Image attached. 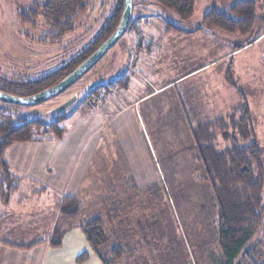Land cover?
I'll list each match as a JSON object with an SVG mask.
<instances>
[{"label": "rangeland", "instance_id": "1", "mask_svg": "<svg viewBox=\"0 0 264 264\" xmlns=\"http://www.w3.org/2000/svg\"><path fill=\"white\" fill-rule=\"evenodd\" d=\"M43 1L0 0V79L31 80L76 58L119 13L121 3L86 0L87 8L73 20V30L55 38L56 31L41 16L31 19L34 24L20 17L30 16L28 10ZM237 1L240 0H195L193 16L181 19L152 0H132L131 23L125 33L71 87L34 106L0 101V109L21 117H41L49 122L58 113L67 116L62 122V140L51 144L54 148L48 151L53 158H64L56 165L54 175L60 179L59 172L63 179L72 163L76 165L74 158L86 153L91 156L89 162L80 160L81 165L75 169L72 190L83 187L73 192L82 208L74 219H68V229L82 232L79 224L83 218L101 214L109 240L105 249L119 244L126 251L115 264L224 262L219 247L218 207L201 166L194 160L189 126L236 111L244 95L264 162L262 81L247 82L255 86L252 92L247 88L249 84H242L245 75L253 71L264 77L263 58L258 56L264 42L228 60L221 72L211 65L207 72L167 83L199 62L225 52L224 47L216 48L217 43L229 48L236 39L237 44H242L253 40L264 28V0H254L256 19L250 34L196 29L213 5L228 12ZM242 60H249L252 69L247 70L244 62L238 64ZM92 83L98 85L96 89H87ZM219 83L227 92L222 97L237 100L235 107L226 106L214 94ZM189 93L190 105L186 101ZM73 95L77 96L73 104L61 112H52ZM198 95L207 101L205 111L199 114L195 106ZM218 143L225 144L222 136ZM19 182L20 188L12 192L9 203L3 204L0 198V240H42L51 234L55 222L65 217L58 208L64 197L30 188L26 181ZM37 201L50 203L51 208L41 209L43 203L38 206ZM113 207L119 209V214L109 224L104 212ZM262 224L244 248L254 250L248 260L264 262V212Z\"/></svg>", "mask_w": 264, "mask_h": 264}, {"label": "trees", "instance_id": "2", "mask_svg": "<svg viewBox=\"0 0 264 264\" xmlns=\"http://www.w3.org/2000/svg\"><path fill=\"white\" fill-rule=\"evenodd\" d=\"M152 1L161 8L173 11L181 19H190L194 14L195 0ZM86 8V0H44L42 3H35L28 10L30 16L20 14V17L23 22L31 23L32 18L41 16L56 31L53 37L57 38L73 30V20L85 12ZM122 8L123 0L118 6L119 13L107 22L99 36L76 58L31 80L14 82L2 78L0 90L28 96L56 83L110 36L119 23ZM255 19L254 0H240L233 3L228 12L219 11L213 5L203 15L201 25L196 29L217 28L228 33L247 35L253 31ZM66 118L67 116L58 113L51 121L46 122L41 117H21L0 109V198L3 204L9 203L12 192L20 188L19 181L22 180L13 173L5 160L7 148L17 142L45 140L44 137L48 134H53L56 140L61 139L65 133L62 122ZM189 132L195 149L194 160L201 166L205 177L203 179L209 184L218 207L219 247L224 258L222 264H264L256 258L248 260L254 250L244 249L251 236L263 227L264 212V162L244 95H241V105L236 111L214 119H203L193 126L190 125ZM221 136L224 145L218 143ZM38 190L45 191L43 187ZM58 208L65 217L55 222L48 237L30 243L8 240L1 242L20 249L32 248L41 242H48L53 248L59 247L65 231L69 228L68 219L72 220L78 215L82 204L77 197L66 196ZM104 214L111 224L119 214V209H106ZM79 225L102 264H115L126 252L119 244L109 250L105 249L109 240L104 230L106 221L101 214L94 213L93 216L85 217ZM87 256L82 252L76 261L83 262Z\"/></svg>", "mask_w": 264, "mask_h": 264}, {"label": "crops", "instance_id": "3", "mask_svg": "<svg viewBox=\"0 0 264 264\" xmlns=\"http://www.w3.org/2000/svg\"><path fill=\"white\" fill-rule=\"evenodd\" d=\"M228 38V37H227ZM232 40V37H231ZM236 40V39H235ZM233 41L231 47L226 48V46L222 45V43H217L216 48H225V52H220L217 56L212 58V60H203L199 62L198 64L188 68L178 76H176L174 79H172L170 82L167 83L171 84L179 79L192 74H200L203 72H207V70L213 66H217L216 70L220 71L225 69H221L224 66V63L227 64L228 60H233L235 57L243 54L244 52H247L251 48H254V46L260 45L262 42H264V28L258 32V34L253 38V40H249L248 42H243L242 44H237V41ZM263 45V44H261ZM259 46L260 52L258 53V56L260 60L263 58V64H264V47ZM217 48V49H218ZM220 50V49H218ZM244 62L243 60L238 63L241 64ZM232 65L231 68L233 70V62L231 61ZM245 65H247V70L252 69V64H249L250 61L247 60L244 62ZM198 71V72H197ZM220 75V73H219ZM220 77V76H219ZM263 75L258 77V75L254 74V71L251 72L248 76V74L245 75V80L242 83L243 85H250L247 86L249 90L254 91L255 86L251 85L250 83L254 80L262 81L261 89H264V77ZM220 84V83H219ZM259 86L258 84H256ZM223 85L220 84V87L218 85V88L215 90V95L221 97V102H223L226 106L227 104L230 106H236L237 100L235 98L233 99H225L223 96H227V92H223L222 88ZM224 88V87H223ZM227 89V88H225ZM260 89V86L258 87ZM158 89H155L156 91ZM152 91V92H154ZM236 95V94H235ZM238 95V93H237ZM230 96V95H229ZM144 97V96H143ZM232 97V96H231ZM187 104L191 102L190 100V93L186 96ZM198 105L196 104V111H198V114L200 112H204L206 109V102L203 98H200L198 95ZM190 105V104H189ZM187 105V108L191 109ZM195 112V111H193ZM62 139L56 140V139H45V140H36V141H28V142H17L9 146L7 149H9L8 152H5V160L7 163L11 166V169L13 173L20 177L23 182L26 181V184L31 188H41L43 187L46 192L53 193L55 196L62 198L66 196L76 197V195L73 193L76 191L82 190V186L78 188L76 187L74 191L72 190V186L74 184V181H76V168L80 164L81 161L84 159L89 162L88 153L84 154V157H76L74 158L76 161L70 168L69 171H67L66 176H64L63 179L62 175H58L61 177L60 179H57L54 175L56 173V165L59 162H62L64 158L56 157L53 158V155H50L48 151H51L53 149L54 145L59 143ZM53 144V146L51 145ZM27 152H26V151ZM32 150V151H30ZM20 151H25L24 154L20 155ZM37 151V153H36ZM38 151H41V153L38 154ZM47 157H46V156ZM64 157V156H63ZM70 157V156H69ZM70 160H73V157L70 158ZM81 160V161H80ZM84 162V161H82ZM76 185V184H75ZM37 205H41L43 202H35ZM52 204L43 203L42 208L44 207H50ZM35 207V206H34ZM51 208V207H50ZM86 253L87 259L83 262H77L76 258L80 253ZM0 264H102L99 257L96 255V253L93 251V249L89 246L84 234L80 231V229L72 228L65 231L61 245L57 248L51 247L48 242H41L37 244L36 246L32 248L27 249H20V248H14L8 245H5L0 240Z\"/></svg>", "mask_w": 264, "mask_h": 264}, {"label": "water", "instance_id": "4", "mask_svg": "<svg viewBox=\"0 0 264 264\" xmlns=\"http://www.w3.org/2000/svg\"><path fill=\"white\" fill-rule=\"evenodd\" d=\"M132 8V0H123V10L120 16L119 23L115 30L97 47V49L92 54H90L77 67H75L71 72H69L63 78L58 80L56 83L28 96H18L0 90V101L22 106H34L63 93L76 81L83 77L103 57V55L122 37V35L125 33L126 29L129 26ZM95 84L96 83H92L88 85L87 89L92 88ZM76 99L77 96L73 95L65 102L54 107L52 112L55 113L66 109L71 104H73Z\"/></svg>", "mask_w": 264, "mask_h": 264}, {"label": "flooded vegetation", "instance_id": "5", "mask_svg": "<svg viewBox=\"0 0 264 264\" xmlns=\"http://www.w3.org/2000/svg\"><path fill=\"white\" fill-rule=\"evenodd\" d=\"M97 84H95L92 88L96 87Z\"/></svg>", "mask_w": 264, "mask_h": 264}]
</instances>
